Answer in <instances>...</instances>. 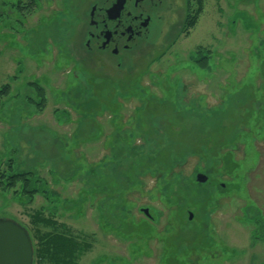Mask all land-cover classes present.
<instances>
[{"label": "rangeland", "instance_id": "rangeland-1", "mask_svg": "<svg viewBox=\"0 0 264 264\" xmlns=\"http://www.w3.org/2000/svg\"><path fill=\"white\" fill-rule=\"evenodd\" d=\"M97 1L0 0V170L37 181L0 179V219L33 264L62 234L75 264H264V0H168L94 60Z\"/></svg>", "mask_w": 264, "mask_h": 264}, {"label": "flooded vegetation", "instance_id": "flooded-vegetation-1", "mask_svg": "<svg viewBox=\"0 0 264 264\" xmlns=\"http://www.w3.org/2000/svg\"><path fill=\"white\" fill-rule=\"evenodd\" d=\"M169 13L168 0L97 1L90 10L85 46L94 60L122 57L135 40L143 37L155 17L162 21V15Z\"/></svg>", "mask_w": 264, "mask_h": 264}, {"label": "trees", "instance_id": "trees-1", "mask_svg": "<svg viewBox=\"0 0 264 264\" xmlns=\"http://www.w3.org/2000/svg\"><path fill=\"white\" fill-rule=\"evenodd\" d=\"M195 20L194 19H188L186 23V29L191 30L195 26ZM192 61L198 65V67L201 70H205L208 68V56L204 54H199L198 56L193 54ZM39 90L43 93V90L38 86ZM10 94V86L5 85L0 87V102L4 100L6 97H8ZM6 170L1 171L0 170V179L5 178L4 182L2 184L5 185L7 189H12L16 187L17 183L23 180L25 182V188L24 192L29 193L31 195H34L36 191H30L29 188L34 186L37 181H30L28 178H24V174H13V175H7L5 173ZM37 216V215H36ZM35 219L37 222H42L46 226H53L56 223L52 219H41L40 217H37ZM35 221V223H36ZM40 238V247L36 249L37 258L38 261H41L46 258H50L54 261H56V264H75L74 261L76 259V251L73 249L71 241L72 238H67L65 235H47V236H39Z\"/></svg>", "mask_w": 264, "mask_h": 264}, {"label": "water", "instance_id": "water-1", "mask_svg": "<svg viewBox=\"0 0 264 264\" xmlns=\"http://www.w3.org/2000/svg\"><path fill=\"white\" fill-rule=\"evenodd\" d=\"M207 179L203 174L197 175L200 183ZM33 260L34 249L28 231L12 220L0 219V264H33Z\"/></svg>", "mask_w": 264, "mask_h": 264}]
</instances>
